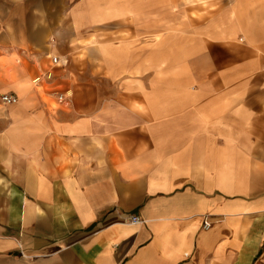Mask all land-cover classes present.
Here are the masks:
<instances>
[{
  "label": "crops",
  "instance_id": "crops-1",
  "mask_svg": "<svg viewBox=\"0 0 264 264\" xmlns=\"http://www.w3.org/2000/svg\"><path fill=\"white\" fill-rule=\"evenodd\" d=\"M5 93L0 264H264V0H0Z\"/></svg>",
  "mask_w": 264,
  "mask_h": 264
},
{
  "label": "built area",
  "instance_id": "built-area-1",
  "mask_svg": "<svg viewBox=\"0 0 264 264\" xmlns=\"http://www.w3.org/2000/svg\"><path fill=\"white\" fill-rule=\"evenodd\" d=\"M51 61L53 64H58L60 62L57 57H52ZM33 81L34 82L39 81V77L35 78ZM63 99H64V96L62 94L58 95V101L62 102ZM0 100L4 104H16L18 102V98L15 95L9 94V93L1 94ZM128 220L132 223L141 222L140 218L138 216H135V215L129 216ZM204 227L207 228L208 224H204Z\"/></svg>",
  "mask_w": 264,
  "mask_h": 264
}]
</instances>
